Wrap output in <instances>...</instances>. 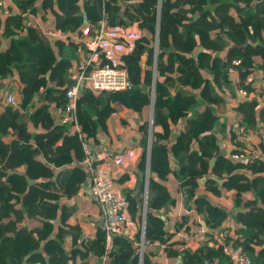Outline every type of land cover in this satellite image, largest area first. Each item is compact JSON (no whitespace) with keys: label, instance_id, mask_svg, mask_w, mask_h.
<instances>
[{"label":"trees","instance_id":"16d2710c","mask_svg":"<svg viewBox=\"0 0 264 264\" xmlns=\"http://www.w3.org/2000/svg\"><path fill=\"white\" fill-rule=\"evenodd\" d=\"M12 2L18 8L16 15L5 21L0 14V65L6 66L0 72L4 77L19 74L21 98L17 106H1L0 100V264H48L46 255L49 264H103L105 230L98 227L93 235L83 236L79 226L69 225L74 208L61 203L78 193L89 172L79 134L68 124H57L52 109L53 104L67 103V89L74 82L68 70L79 46L73 36H83L85 18L92 33L103 19L111 25L138 23L142 31L135 50L124 56L131 87L102 95L84 89L80 95L78 119L89 141L100 144L101 132L108 133L118 106L143 116L152 107L155 85L151 149L155 175L149 186L144 264H153L158 244L165 251L163 264H231L216 236L241 246L252 264H264V158L251 164L235 161L219 154L218 138V133L226 138L230 121L224 112L231 102L246 135L253 138L264 132V0ZM29 15L47 20L59 35H46L36 22H28ZM5 41L9 44L2 52ZM200 46L203 50L195 56ZM235 59L241 60L237 81L229 73ZM240 89L249 97L241 100ZM37 95L39 101L32 104ZM29 122L41 130L33 132ZM149 130L150 122L141 121V169L147 162ZM229 137L234 146L241 144L232 125ZM259 150L264 153V144ZM194 154L199 160L187 162ZM174 157L180 162L178 169L173 167ZM213 157L217 160L211 167ZM10 170L16 172L9 174ZM211 174L222 183L209 179L202 184L200 179ZM171 178L187 188L185 210L195 219L190 213L176 221L168 215L179 213L182 203L181 195L174 196L167 184ZM29 179L35 180L31 186ZM226 191L235 192L234 206L241 209L228 226L229 212L208 194L221 198ZM248 192L252 199L245 197ZM125 197L132 217L140 223L137 199L132 192ZM194 227L204 239L195 236ZM176 235L180 239L171 242ZM43 243L45 252L40 251ZM139 262L134 243L117 235L106 264Z\"/></svg>","mask_w":264,"mask_h":264},{"label":"built area","instance_id":"2783aa9c","mask_svg":"<svg viewBox=\"0 0 264 264\" xmlns=\"http://www.w3.org/2000/svg\"><path fill=\"white\" fill-rule=\"evenodd\" d=\"M9 5L14 6V9L18 12V8L12 0H0V14L3 10L8 13ZM29 17V23L38 22L37 24L41 25V22L37 20L38 16L29 15ZM41 26L45 27L42 29L48 36H56L58 33L51 30L46 24ZM141 34V29L135 24L111 25L106 19L99 23L94 33L91 32L89 25L85 26L83 36H73V40L79 46L77 58L68 70L74 82L67 89V103L63 106L52 105L56 120L61 124L70 125V129L77 132L82 141L85 153L83 164L90 174L91 193L100 205L104 220L106 250L102 260L103 264H106L110 257L114 239L117 235H122L134 243L140 256L139 264H144L148 188H146L142 206V221L139 224L132 217L129 201L117 185L118 177L115 168L118 166L122 169L127 162L133 161L135 152L128 149L114 153L107 147L96 150L95 145L87 139L81 129L78 119V102L84 89H90L95 94L102 95V93L123 91L131 87L132 84L124 56L135 50L136 41ZM154 48L156 57L159 50L156 46V40ZM240 65L241 60L235 59L229 68V73L232 76L237 75V67ZM224 90L230 96L229 88L224 87ZM238 94L241 100L249 97L245 89H240ZM7 101L12 106L19 104V99L13 93H8ZM231 125L236 128L241 144L238 146L233 145L234 148L230 151L229 157L244 164H251L257 159H263L264 153L260 152L259 145H252L249 136L244 133L245 127L240 125L237 120H234ZM262 138L261 144H264V132ZM180 195L185 201L188 196L186 187L181 188ZM224 232L223 236H227L228 231ZM216 237L224 245V251L228 255L231 264H252L251 256L241 246L225 243L222 236ZM156 247L159 248L160 256H164V248L159 244Z\"/></svg>","mask_w":264,"mask_h":264},{"label":"crops","instance_id":"0c3cea01","mask_svg":"<svg viewBox=\"0 0 264 264\" xmlns=\"http://www.w3.org/2000/svg\"><path fill=\"white\" fill-rule=\"evenodd\" d=\"M60 9L62 12L68 13L66 8H62L60 6ZM41 9L39 8V11ZM15 11V12H14ZM14 12V14H12ZM41 12V11H40ZM16 15V10L14 9V6L9 7L8 13L6 10H3L1 13V16L3 19L6 21L8 20L9 17L15 16ZM38 21L41 22V25L46 24L49 27V22L47 20H43L41 18L37 19ZM38 23V22H37ZM135 26H139L138 23H133ZM39 25L41 28H45L44 26ZM51 29V28H50ZM52 30V29H51ZM59 34L57 33L56 36ZM50 36V35H49ZM9 42L5 41L3 43V47L1 48L2 52L6 49L8 46ZM6 71V66L5 64L0 65V71ZM235 81L238 80V75L233 76ZM20 88H21V82L19 81V74L17 72H13L12 75H9L7 77L3 76V72H0V100H2V105L1 106H6L10 105L9 102L7 101V95L8 93H13L17 99L20 100L21 94H20ZM264 88V86H263ZM240 98V96H239ZM39 101V96L37 95L32 102V104L37 103ZM264 101V98H263ZM234 102H231L229 106L227 107L226 112H224V116L226 115L227 120L229 122V126L227 128V132L225 134V137H222L220 133H218V138L221 142V146H223L225 153L229 155L230 151L233 150L234 146L232 141L230 140L229 137V131H230V126L234 120L237 119L236 113L234 110ZM28 110V109H27ZM28 112V111H26ZM223 115V113H222ZM223 116V117H224ZM151 118H152V107L148 109L147 112L143 114V116L134 113L131 110H127L124 107L118 106L117 107V112L114 113L109 122H108V133H103L100 135V144H95V149L100 150L103 147L109 148L112 152H122L128 149H131L135 152V159L133 161L127 162L122 169L120 167H115L117 171V185L125 195L126 193L132 192V195L135 196L137 199L141 209L143 206V202L145 199V193H146V177L148 174V165L146 162V165L144 169L140 168V162H141V156L144 151V147L142 145V136L139 131V124L141 121H146L148 120L150 122L151 126ZM28 126L30 130L33 132L41 130L40 128H35L33 126V123L29 122ZM149 135H150V130H149ZM263 134L259 137H250L249 139L252 142L251 144L256 146L260 145ZM148 160V159H147ZM198 155L194 154L192 156L187 157L186 161L189 163L197 162ZM180 165L179 160L177 161V158L174 159L173 161V167L175 169H178ZM142 175L144 176V180H142ZM123 176H127L126 180H122ZM56 178V177H55ZM204 178V177H202ZM202 178L200 179L202 183ZM180 180L178 178H171L167 184L169 188L171 189L172 193L174 196H177L181 194V188L180 185ZM206 183V182H205ZM202 183V184H205ZM204 189L201 188L200 192L203 193ZM209 197L214 201V202H220L225 208L230 216L228 220V225L233 224V218L239 213L241 210L238 207L234 206V196L235 192L234 191H226L223 197L218 198L214 196L211 193H208ZM232 197V199H231ZM245 197L247 199H252L253 194L248 192L245 194ZM228 199L230 203L232 204V207L230 208L229 205L230 203H224L223 202ZM62 206L64 205L67 209H73V217L70 218L69 220V225H77L81 229L82 235H90L94 234L98 227L103 228L102 222L103 216L101 212L100 205L95 197H93L91 193V182H90V174L88 175L87 181L82 183L79 187L78 193L73 196L72 198L69 199H62ZM190 213L192 219H195L196 216L194 215L193 212H189L185 210V201L182 199L181 207H180V212L175 213V212H169L168 215L170 217H173L174 221L177 220V217L181 214H186ZM59 224H61V218L58 219ZM204 223V222H203ZM140 224V223H139ZM138 224V227L140 226ZM29 228V227H28ZM193 233H198L195 236H199V238L204 239V234L202 231H198L196 227L193 228ZM81 235V236H82ZM177 237L180 236H175L171 242H175ZM198 238V237H197ZM175 240V241H174ZM157 248L158 251V256L157 258L154 259L153 264H163L166 262L165 255L160 256L159 254V248ZM155 262V263H154Z\"/></svg>","mask_w":264,"mask_h":264},{"label":"water","instance_id":"95a60500","mask_svg":"<svg viewBox=\"0 0 264 264\" xmlns=\"http://www.w3.org/2000/svg\"><path fill=\"white\" fill-rule=\"evenodd\" d=\"M160 2H162V0H160ZM122 14H124V13H122ZM160 16H161V13H160ZM197 17H198V15H196V18ZM84 25L85 26H88L89 25V22H88V20L86 18H85V21H84ZM159 40H160V20H159V23H158V30H157V35H156V46H158V48H159ZM202 50H203V47L200 46L198 48V50L195 52L194 55L195 56H198L199 52L202 51ZM157 66H158V54L155 57V65H154V73H155V75H157ZM50 74H51V72H49V74H48L49 80H50ZM155 81H156V76H155ZM49 84L52 85L51 81H49ZM153 98H154L153 99V103H152V116H153V118L151 120L150 135H149V145H148V148H147V154H148L147 155V159H148L147 160L148 174H147V177H146V188H148L147 205H148V198H149L150 178H151V176H154L155 175L154 173H151V149H152L153 129H154L155 85L153 87ZM53 117L55 118V114L54 113H53ZM57 124H61V123L58 122ZM224 153H225V150H224L223 146H221L220 147V150H219V154H224ZM174 159H175V157H174ZM216 160H217V157H213L211 159V167H213L215 165ZM14 172H16V171L10 170L9 171V174L14 173ZM141 179L144 180V176L143 175H142V178ZM209 179H215V180L219 181L220 183H222V180L219 179L218 177H216L214 174H211V175H209L207 177L202 178V183H205L206 180H209ZM33 183H35V180L34 179H29V185L31 186ZM23 196H24V194L22 195V197ZM102 226L104 227V221L102 222ZM204 226H206L205 223H204ZM179 239H180V237H177L175 240H179ZM40 251L41 252H45V243L42 244ZM27 258L28 257H26V259ZM46 259H47V263L49 264L50 263V256L49 255H46Z\"/></svg>","mask_w":264,"mask_h":264},{"label":"rangeland","instance_id":"374dc122","mask_svg":"<svg viewBox=\"0 0 264 264\" xmlns=\"http://www.w3.org/2000/svg\"><path fill=\"white\" fill-rule=\"evenodd\" d=\"M202 47H203V46H202ZM231 199H232V197H231ZM223 202H224V203H228V204L230 203V201H229L228 199H226V201H224V199H223ZM230 204H231V203H230ZM229 207L231 208V207H232V204L229 205Z\"/></svg>","mask_w":264,"mask_h":264}]
</instances>
